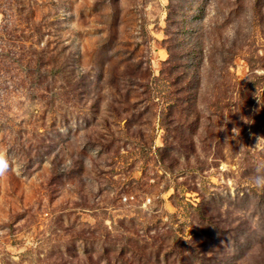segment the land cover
I'll list each match as a JSON object with an SVG mask.
<instances>
[{"label": "rangeland", "instance_id": "374dc122", "mask_svg": "<svg viewBox=\"0 0 264 264\" xmlns=\"http://www.w3.org/2000/svg\"><path fill=\"white\" fill-rule=\"evenodd\" d=\"M0 264H264V0H0Z\"/></svg>", "mask_w": 264, "mask_h": 264}, {"label": "clouds", "instance_id": "9594fccd", "mask_svg": "<svg viewBox=\"0 0 264 264\" xmlns=\"http://www.w3.org/2000/svg\"><path fill=\"white\" fill-rule=\"evenodd\" d=\"M10 172L22 175L23 165L10 154L7 148L0 147V180L6 178ZM254 183L257 187L264 188V173L258 170V174L254 177Z\"/></svg>", "mask_w": 264, "mask_h": 264}]
</instances>
